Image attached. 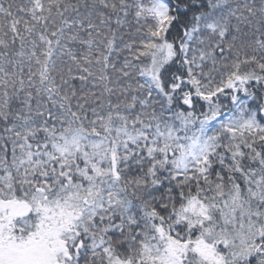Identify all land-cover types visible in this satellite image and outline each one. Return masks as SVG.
I'll return each mask as SVG.
<instances>
[{
  "label": "snow or ice",
  "instance_id": "snow-or-ice-1",
  "mask_svg": "<svg viewBox=\"0 0 264 264\" xmlns=\"http://www.w3.org/2000/svg\"><path fill=\"white\" fill-rule=\"evenodd\" d=\"M0 264H264V0H0Z\"/></svg>",
  "mask_w": 264,
  "mask_h": 264
}]
</instances>
